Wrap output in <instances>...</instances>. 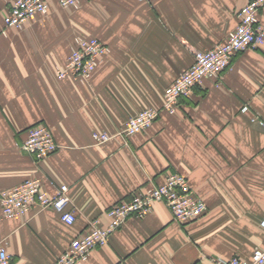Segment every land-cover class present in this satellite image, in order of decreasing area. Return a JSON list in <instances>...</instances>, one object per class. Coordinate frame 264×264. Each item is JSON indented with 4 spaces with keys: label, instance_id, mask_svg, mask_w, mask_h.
Wrapping results in <instances>:
<instances>
[{
    "label": "crops",
    "instance_id": "obj_1",
    "mask_svg": "<svg viewBox=\"0 0 264 264\" xmlns=\"http://www.w3.org/2000/svg\"><path fill=\"white\" fill-rule=\"evenodd\" d=\"M15 0H0L3 17ZM249 0H89L78 9L49 0L45 15L0 34V190L37 177L48 193L68 186V225L51 208L4 218L0 245L10 264H53L94 218L145 187L183 174L207 206L198 219L174 220L165 202L128 217L81 264H211L216 256L249 258L264 246V44L233 56L219 79L206 77L162 110L165 88L195 50L223 42ZM264 24V10L260 12ZM77 35L96 37L109 52L87 81L58 79L56 68ZM247 105L248 110L241 108ZM145 108L160 109L147 130L118 134ZM42 122L57 150L35 159L20 148ZM106 132L99 143L93 132Z\"/></svg>",
    "mask_w": 264,
    "mask_h": 264
},
{
    "label": "built area",
    "instance_id": "obj_2",
    "mask_svg": "<svg viewBox=\"0 0 264 264\" xmlns=\"http://www.w3.org/2000/svg\"><path fill=\"white\" fill-rule=\"evenodd\" d=\"M49 0H15L7 14L3 17L1 35H6L7 28L23 29L27 21L36 15H45ZM64 9H78L89 0H56ZM264 10V0H249L237 12L238 23L226 39L208 49L195 50L191 65L180 73L164 90L162 110L174 113L179 99L187 97L193 87L202 83L206 77L219 79L230 67L233 56L247 49H255L264 44V24L260 21V12ZM109 52V47L96 37L77 35L73 38L70 52L64 62L56 68L58 79L71 77L77 81H87L96 67ZM248 106L241 108L246 112ZM160 109L145 108L129 117L120 128L118 134L128 138L135 133L147 130L159 116ZM251 122L264 128V121L252 116ZM92 138L99 143L110 140L106 132H93ZM20 148L26 154L39 160L54 153L58 144L50 128L38 122L27 129L26 137ZM68 186H55L54 192L48 194L42 188L40 178L33 177L9 189L0 190L1 215L13 218L27 214L33 208H51L59 213L61 221L71 225L75 222V214L69 208ZM156 201H163L170 209L175 221L186 224L200 218L207 209L205 201L195 195L187 178L172 171L159 184L145 187L131 194L128 198L111 205L105 214L108 223L99 225L94 218L87 228L71 240L66 251L60 254L53 264H81L89 257L90 252L105 245L110 234L118 229L130 216L144 217L150 212ZM264 230V219L261 221ZM11 255L5 246L0 245V264H10ZM211 264H264V246L256 247L249 258L232 256L229 258L216 256L210 259Z\"/></svg>",
    "mask_w": 264,
    "mask_h": 264
},
{
    "label": "rangeland",
    "instance_id": "obj_3",
    "mask_svg": "<svg viewBox=\"0 0 264 264\" xmlns=\"http://www.w3.org/2000/svg\"><path fill=\"white\" fill-rule=\"evenodd\" d=\"M63 62H64V61H63ZM63 62H62V63H63Z\"/></svg>",
    "mask_w": 264,
    "mask_h": 264
}]
</instances>
